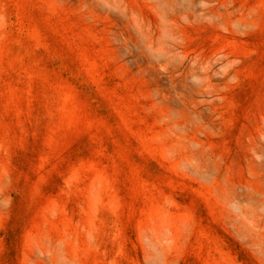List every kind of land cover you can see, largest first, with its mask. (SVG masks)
<instances>
[{"label": "rangeland", "instance_id": "rangeland-1", "mask_svg": "<svg viewBox=\"0 0 264 264\" xmlns=\"http://www.w3.org/2000/svg\"><path fill=\"white\" fill-rule=\"evenodd\" d=\"M0 264H264V0H0Z\"/></svg>", "mask_w": 264, "mask_h": 264}]
</instances>
